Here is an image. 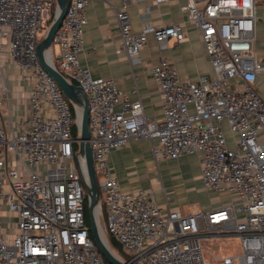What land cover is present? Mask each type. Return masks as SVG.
Segmentation results:
<instances>
[{
	"label": "built area",
	"instance_id": "2783aa9c",
	"mask_svg": "<svg viewBox=\"0 0 264 264\" xmlns=\"http://www.w3.org/2000/svg\"><path fill=\"white\" fill-rule=\"evenodd\" d=\"M136 1L120 0L116 9V52L138 64L150 40L162 51L169 40L182 41L185 23H147L137 32L129 12ZM55 3L0 0V264H108L85 219L86 163L73 133L77 111L37 54ZM89 4L69 0L53 41L58 63L51 51L50 60L88 99L102 229L125 258L117 256L128 264H264V48L257 47L256 0H187L181 7L199 30L211 74L191 81L168 58L153 65L161 120L146 116L141 99L131 100L81 65ZM150 16L147 7L142 17ZM15 75L26 89L12 90ZM20 93L27 94L23 110L14 101ZM131 140H156V161L197 155L204 188L230 195L231 202L210 211L164 212L152 191L123 189L110 155ZM234 240L237 251H227L235 250L228 245Z\"/></svg>",
	"mask_w": 264,
	"mask_h": 264
},
{
	"label": "crops",
	"instance_id": "0c3cea01",
	"mask_svg": "<svg viewBox=\"0 0 264 264\" xmlns=\"http://www.w3.org/2000/svg\"><path fill=\"white\" fill-rule=\"evenodd\" d=\"M154 1L138 0L131 4L129 12L133 29L139 32L147 23L157 27L185 23L182 41L171 39L167 49L162 51L152 39L140 53L141 63H133L127 55L116 52L119 41L116 9L120 0H90L87 8L88 23L84 29L85 46L79 58L81 65L89 69L95 78L112 80L131 100H142L147 117L161 120L163 110L160 94L151 79L153 65L163 57L168 58L175 63L182 77L197 81L200 76L211 74V64L205 54L199 30L187 22V14L181 9L187 0H174L162 5H155ZM256 5L257 47L262 50L264 0H256ZM147 7L151 8V16L144 20L142 15ZM9 85L15 91L26 89L18 75L12 76ZM26 99L27 94L20 93L14 100L20 110L25 108ZM154 144H157L156 140H131L124 148L111 153L110 165L123 189L152 191L164 212L168 209H180L186 214L210 211L231 202L230 195L210 192L204 188L197 155L156 161L152 153Z\"/></svg>",
	"mask_w": 264,
	"mask_h": 264
},
{
	"label": "water",
	"instance_id": "95a60500",
	"mask_svg": "<svg viewBox=\"0 0 264 264\" xmlns=\"http://www.w3.org/2000/svg\"><path fill=\"white\" fill-rule=\"evenodd\" d=\"M57 9L54 18L49 25L44 38L37 46V54L43 69L48 72L61 87L63 93L72 102L77 114V123L79 127V155L86 163L87 182L85 188L88 199V210L91 222V234L93 240L102 256L108 264H128L123 262L110 247L108 240L105 238L100 225V189L98 185L97 174L94 166L93 152L90 145L89 132V108L88 99L81 87L68 81L65 76L59 72L50 60V51L53 45L55 34L60 28L67 9L69 0H56ZM96 209L98 210L96 214Z\"/></svg>",
	"mask_w": 264,
	"mask_h": 264
},
{
	"label": "rangeland",
	"instance_id": "374dc122",
	"mask_svg": "<svg viewBox=\"0 0 264 264\" xmlns=\"http://www.w3.org/2000/svg\"><path fill=\"white\" fill-rule=\"evenodd\" d=\"M49 27V26H48ZM48 27L47 28H45V30H44V32L42 33V35L40 36L39 35V39H40V41L44 38V36H45V34H46V32H47V29H48ZM40 41H39V43H40ZM59 54V47L57 46V45H52V47H51V55H52V58H53V60L56 62V63H58V58H57V55ZM98 177H99V175H98ZM101 201L103 202L104 201V196L102 195V197H101ZM102 211V210H101ZM3 217H4V220L5 221H7L8 219H9V215H3ZM102 220H103V218H102V215H100V225H101V228H102ZM9 229H12V228H9ZM102 231H103V234H104V236H105V238H106V233H105V231L102 229ZM209 243H206V246L208 245ZM228 245L229 246H231L232 245V249H235V250H231V249H227V251H233V252H236L237 250V241H231V242H228ZM221 250H219L220 251V253H224L225 252V249H222V248H220ZM120 252V251H119ZM211 250H210V248H205V254H206V258H207V260L208 261H210L211 263H214L215 262V259L212 257V255H211ZM121 253V252H120ZM115 254L116 255H118L117 254V252H115Z\"/></svg>",
	"mask_w": 264,
	"mask_h": 264
},
{
	"label": "trees",
	"instance_id": "16d2710c",
	"mask_svg": "<svg viewBox=\"0 0 264 264\" xmlns=\"http://www.w3.org/2000/svg\"><path fill=\"white\" fill-rule=\"evenodd\" d=\"M56 7H57V4L55 3L54 7H53V10H52V18L48 21L47 23V26H49L52 22V19L55 15V11H56ZM73 84H75V82L73 81ZM73 133H74V137L76 139L79 138V127H78V124L77 122L75 123V126H74V129H73ZM75 149L78 150L79 149V144L77 143L75 145ZM102 218L104 220V217H105V207L103 206L102 207ZM85 219H86V223H87V226L89 228V231H90V236L92 237V234H91V230H90V227H91V222H90V217H89V210H88V199L86 198V211H85ZM93 238V237H92ZM106 239L108 240L109 244H110V247L115 251L117 252L120 256H122L123 258L124 255L122 253H120L119 251V246L116 244V242L112 239V237L110 235H108L106 233Z\"/></svg>",
	"mask_w": 264,
	"mask_h": 264
},
{
	"label": "bare ground",
	"instance_id": "6f19581e",
	"mask_svg": "<svg viewBox=\"0 0 264 264\" xmlns=\"http://www.w3.org/2000/svg\"><path fill=\"white\" fill-rule=\"evenodd\" d=\"M98 210L96 209V214H97Z\"/></svg>",
	"mask_w": 264,
	"mask_h": 264
}]
</instances>
